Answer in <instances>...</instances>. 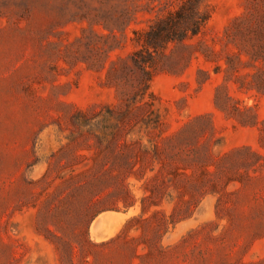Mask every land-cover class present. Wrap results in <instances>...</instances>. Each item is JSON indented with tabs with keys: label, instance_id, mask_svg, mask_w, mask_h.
<instances>
[{
	"label": "rangeland",
	"instance_id": "obj_1",
	"mask_svg": "<svg viewBox=\"0 0 264 264\" xmlns=\"http://www.w3.org/2000/svg\"><path fill=\"white\" fill-rule=\"evenodd\" d=\"M179 1L0 0V264H84L77 244L86 203L79 196L85 192L80 184L95 174L109 178L117 170L105 157L111 139L90 134L80 121L84 114L118 106L121 89L106 77L111 61L135 48L134 29ZM205 1L210 17L194 42L201 41L196 47L208 59L200 54L184 68L153 76L150 90L162 133L149 130L160 143L204 115V129L192 143L217 159L209 175L216 191L197 194L189 216L151 241L165 255L133 258L138 264H264V0ZM109 45L116 47L108 52ZM252 45L259 51L257 59ZM217 88L220 101L229 96V104L251 108L257 124L242 125L217 108ZM139 139L145 144L148 136L135 126L116 142ZM152 174L147 170L142 178L137 174L124 180L136 204L125 211L119 202V208L95 216L87 224L91 241L114 237L139 214L143 187L155 182ZM227 177L235 179L228 182ZM101 185L98 198L111 205L121 193L120 180ZM168 193L176 195L172 187L157 192L158 204L145 216L152 210L168 216L174 207ZM103 214L111 218L93 227ZM141 234L131 228L124 235L139 253ZM130 255L128 245L117 243L107 257L120 264Z\"/></svg>",
	"mask_w": 264,
	"mask_h": 264
},
{
	"label": "trees",
	"instance_id": "obj_2",
	"mask_svg": "<svg viewBox=\"0 0 264 264\" xmlns=\"http://www.w3.org/2000/svg\"><path fill=\"white\" fill-rule=\"evenodd\" d=\"M210 17V11L205 0H180L175 7L167 8L163 14H157L149 23L142 28L134 29L131 37L135 48L125 57L119 56L117 61H111L106 71L107 80L112 82L117 89H121V102L116 108L106 107L104 111L89 115L84 114L80 121L81 126H88V132L99 137H109L111 140L105 145V157L113 160L110 169L117 170L116 175L109 174V178L93 175L80 187L85 192L79 194L86 201L80 210L84 228L80 230V237L77 241L79 257L84 264H116L112 257H107L112 245L124 243L131 251L126 256V263L138 264L133 258H145L165 255L161 245L151 243L153 239L161 238L166 232L169 224L174 225L179 220L187 217L191 212L192 204L196 195L203 196L208 192L216 191V183L211 181L209 175L215 173L210 166H217V159L209 149L198 150L192 142L197 137V131L203 130L201 120L204 115H197L192 121L187 122L176 133L162 137L160 143L154 141V129L162 133L161 114L155 106V96L150 90V83L158 71H175L188 65L193 57L200 54L205 60L208 59L206 51L196 47L201 43L194 42L203 32ZM116 47L109 45L108 52ZM252 58H258V52L252 45ZM261 49L262 46L259 45ZM264 56V55H262ZM108 58L100 62L104 67ZM205 73L203 70H199ZM200 81V80H199ZM128 87V88H127ZM229 96L226 100L220 101L218 88L215 92V105L217 108L235 118L242 125H256L258 122L256 113L251 108L239 106L237 102L229 104ZM263 127H260L261 142L264 135ZM137 126V132L143 130L148 136L147 143L139 140L116 142V138L126 137ZM99 135V136H98ZM264 146L263 143H261ZM238 151V150H237ZM224 157H230L225 154ZM157 163L156 169L153 164ZM188 169L191 172H188ZM147 170L153 172L151 180L155 181L153 187L145 183L143 189L145 194L139 198L140 212L128 218L120 231L108 240L93 242L87 236V224L100 212L119 208V202L126 211L136 204L135 195L125 188L124 180L131 175L142 178ZM114 178L120 180L121 193L113 200L111 205H102L98 198L102 195V182ZM227 177V181L234 180ZM172 187L176 192L173 196L168 193L170 201H174L172 212L166 216L159 210H152L151 214L145 216L153 205H157L155 198L157 192ZM160 190V191H158ZM117 191V190H116ZM119 191V190H118ZM148 192V193H146ZM105 193H111L105 192ZM116 193V192H115ZM118 193V192H117ZM186 213L183 217L180 214ZM189 214V213H188ZM86 224V228H85ZM131 228L141 231L142 253L137 251L138 245L127 244L124 235ZM152 238L147 236V233ZM157 241V240H156ZM120 251H118V254Z\"/></svg>",
	"mask_w": 264,
	"mask_h": 264
},
{
	"label": "bare ground",
	"instance_id": "obj_3",
	"mask_svg": "<svg viewBox=\"0 0 264 264\" xmlns=\"http://www.w3.org/2000/svg\"><path fill=\"white\" fill-rule=\"evenodd\" d=\"M104 218H111V216H110V215H105V214L101 215L100 217H98V218L93 222V227L96 226V225H98L99 222H100V220H101V219L103 220ZM109 220H110V219H109ZM104 221H105V220H104Z\"/></svg>",
	"mask_w": 264,
	"mask_h": 264
}]
</instances>
